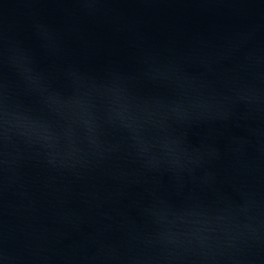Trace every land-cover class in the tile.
<instances>
[{
    "label": "water",
    "instance_id": "water-1",
    "mask_svg": "<svg viewBox=\"0 0 264 264\" xmlns=\"http://www.w3.org/2000/svg\"><path fill=\"white\" fill-rule=\"evenodd\" d=\"M0 264H264V0H0Z\"/></svg>",
    "mask_w": 264,
    "mask_h": 264
}]
</instances>
